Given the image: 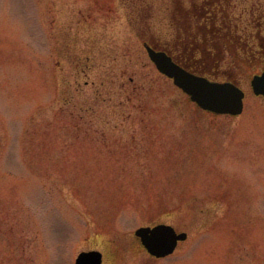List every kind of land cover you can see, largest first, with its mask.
Segmentation results:
<instances>
[{
    "label": "rangeland",
    "instance_id": "1",
    "mask_svg": "<svg viewBox=\"0 0 264 264\" xmlns=\"http://www.w3.org/2000/svg\"><path fill=\"white\" fill-rule=\"evenodd\" d=\"M140 1L0 0V264H264V0ZM145 43L244 112L188 105ZM159 224L188 233L165 258L136 236Z\"/></svg>",
    "mask_w": 264,
    "mask_h": 264
},
{
    "label": "water",
    "instance_id": "2",
    "mask_svg": "<svg viewBox=\"0 0 264 264\" xmlns=\"http://www.w3.org/2000/svg\"><path fill=\"white\" fill-rule=\"evenodd\" d=\"M148 56L160 73L172 79L175 86L187 94L202 110L217 115H241L245 107L246 94L235 83L211 81L207 77L188 71L174 61L165 51L145 44ZM253 93L264 97V72L251 80ZM148 252L158 258L173 254L180 242L187 240L186 232L178 233L171 225L160 224L142 227L136 231ZM98 252L82 253L77 264H100Z\"/></svg>",
    "mask_w": 264,
    "mask_h": 264
},
{
    "label": "flooded vegetation",
    "instance_id": "3",
    "mask_svg": "<svg viewBox=\"0 0 264 264\" xmlns=\"http://www.w3.org/2000/svg\"><path fill=\"white\" fill-rule=\"evenodd\" d=\"M222 3V2H221ZM218 9H219V7H218ZM209 10H205V14L204 15H206V13L208 12ZM210 12H211V14H213L214 12H213V9L211 10L210 9ZM211 14L210 15H208V16H205L206 18H209V19H211V18H213V15L211 16ZM215 15V14H214ZM212 20V19H211ZM228 29H230V27H228ZM231 45V44H230ZM168 52H169V54L174 58V60L177 62V63H179L180 65H182L183 67H185V68H187L188 70H190V71H194V72H196V73H199V74H201V75H204V76H207V77H209V78H211V79H213V80H218V78H219V75H221L222 74V72H221V70H220V68H218V66L216 65V69L214 68V70H212L211 72H204V71H201V69H198L197 68V64H201V62H199V63H193V62H187V61H184L183 59H182V55H178L177 54V51L178 50H176V52H174V51H172V50H167ZM249 60V59H248ZM202 68H203V66H202ZM210 69V68H209ZM213 74L215 75V76H213ZM230 81V80H229ZM102 254H103V262H102V264H104V262H105V253L104 252H102Z\"/></svg>",
    "mask_w": 264,
    "mask_h": 264
},
{
    "label": "trees",
    "instance_id": "4",
    "mask_svg": "<svg viewBox=\"0 0 264 264\" xmlns=\"http://www.w3.org/2000/svg\"><path fill=\"white\" fill-rule=\"evenodd\" d=\"M129 1H131V3H139V2H141L140 0H129ZM140 7H141V5H140ZM145 7V6H144ZM146 8V7H145ZM144 8V9H145ZM146 10V9H145ZM145 10H142L141 9V14H142V17L141 18H143L144 17V14L146 13V11ZM145 18V17H144ZM187 104L188 105H193L194 106V108L197 110V111H202V110H200L195 104H193L192 102H191V100L190 99H187ZM193 108V107H192ZM203 112V111H202Z\"/></svg>",
    "mask_w": 264,
    "mask_h": 264
}]
</instances>
